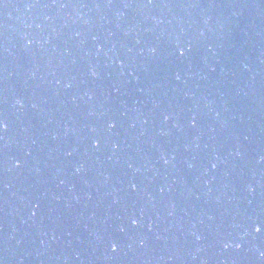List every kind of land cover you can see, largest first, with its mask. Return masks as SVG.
I'll use <instances>...</instances> for the list:
<instances>
[{"label":"water","instance_id":"95a60500","mask_svg":"<svg viewBox=\"0 0 264 264\" xmlns=\"http://www.w3.org/2000/svg\"><path fill=\"white\" fill-rule=\"evenodd\" d=\"M0 121V264H264V0H0Z\"/></svg>","mask_w":264,"mask_h":264},{"label":"snow or ice","instance_id":"6c2138e0","mask_svg":"<svg viewBox=\"0 0 264 264\" xmlns=\"http://www.w3.org/2000/svg\"><path fill=\"white\" fill-rule=\"evenodd\" d=\"M0 127H2V128H6V127H7V124L4 123L3 121H0ZM133 223H137V221H133ZM260 230H261V227H258V228L256 229L257 232H259ZM226 246H227V245H226ZM114 248H115V246H114Z\"/></svg>","mask_w":264,"mask_h":264}]
</instances>
